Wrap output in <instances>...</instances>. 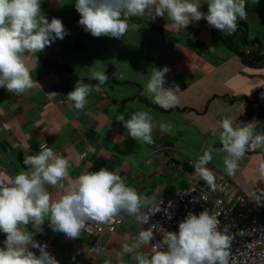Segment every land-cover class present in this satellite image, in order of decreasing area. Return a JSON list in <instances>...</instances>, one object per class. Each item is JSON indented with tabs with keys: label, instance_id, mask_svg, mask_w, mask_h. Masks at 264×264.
I'll return each mask as SVG.
<instances>
[{
	"label": "crops",
	"instance_id": "obj_1",
	"mask_svg": "<svg viewBox=\"0 0 264 264\" xmlns=\"http://www.w3.org/2000/svg\"><path fill=\"white\" fill-rule=\"evenodd\" d=\"M74 2L41 3L49 21L59 18L68 34L38 53L37 65L26 60L40 88L19 96L0 88V182L26 171L25 153H38L39 144L45 142L70 162L63 180L64 192L92 161L88 171H114L125 177L138 194L156 203L164 194H175L186 186L188 177L195 173L194 161L204 150L210 145L221 148L212 129L223 118H230L234 126L256 123L257 132H264V65L246 66L235 52L214 40L215 29L207 23L175 28L166 16L154 21L147 16L132 17L122 39L93 37L78 25ZM201 10L206 11V5ZM245 11L246 20H238L237 24H245L246 38L255 42L253 47L257 43L263 54L264 0H247ZM250 49L239 47L241 52ZM90 66L105 70L109 79L99 91L92 88L85 109L78 111L66 95L77 80L96 84L87 78ZM164 66L170 69L164 86L175 84L181 91L176 107L168 110L142 95L152 68ZM140 109L153 117L152 144L137 143L128 137L122 122L116 119L121 114L127 119ZM161 123L171 124L172 131L162 133ZM84 153L87 156L81 161ZM224 155L214 151L208 169L230 181L264 217V176L258 173L264 153H246L234 176L224 170ZM46 187L53 201L63 194L53 186ZM116 220L119 222L112 233L106 227L98 234L82 231L78 239L53 232L47 221L43 234H33L39 243L47 245L46 251L58 264H136L133 253L122 252V245L134 243L139 232L147 229L123 212ZM28 227L32 231L31 225ZM4 239L0 233V246ZM161 242L163 239L153 234L141 251L150 256L151 246ZM31 250L39 255L38 249Z\"/></svg>",
	"mask_w": 264,
	"mask_h": 264
},
{
	"label": "clouds",
	"instance_id": "obj_2",
	"mask_svg": "<svg viewBox=\"0 0 264 264\" xmlns=\"http://www.w3.org/2000/svg\"><path fill=\"white\" fill-rule=\"evenodd\" d=\"M42 2L0 0V88L10 94L19 96L40 88L26 60L31 59L37 65V54L68 34L59 18L49 21L43 14ZM246 3L247 0H75L73 6L79 14L77 23L85 32L93 37L122 39L128 31L129 19L144 16L153 21L166 16L175 28H186L203 19L209 27L231 35L237 29V21L247 18ZM203 5L207 11L201 10ZM169 71L167 66L152 68L142 92L164 110L176 107L177 93L181 92L175 84L164 86ZM87 78L97 83L90 85L77 80L66 95L68 103L78 111L85 109L92 88L99 91L109 76L105 70L90 66ZM116 119L122 122L127 136L137 143H153L154 125L149 111L140 109L127 119L122 114ZM159 130L169 133L172 125L161 123ZM212 136L218 138L221 148L210 145L195 159L194 170L213 190L220 187L207 167L214 151L225 153L223 165L228 176L236 174L246 153L257 150L264 153V132H257V124L253 122L234 126L233 121L225 117L212 129ZM86 156L87 153L82 154L80 160H85ZM23 164L28 166L26 171H21L8 183L0 182V233L5 235L0 246V264H58L46 251L47 245L34 238L33 232L44 233L45 221L53 232L78 239L89 222L111 223L123 212L144 225L152 214L161 212V201L156 204L138 194L125 177L106 168L88 171L92 161L73 181L71 189L64 192L63 180L68 176L70 162L45 142L39 144L38 153H25ZM258 173L264 176V162L259 165ZM46 186H53L63 194L53 201ZM172 207L169 202L168 208ZM143 208H148L149 214L143 213ZM165 214L170 218L167 209ZM219 214L207 210L198 215L188 212L176 232L161 228L163 242L151 246L150 256L141 248L153 239L155 225L141 230L134 243L125 242L122 252L133 253L136 264H229L232 236L227 228L219 229ZM162 245L166 250H158ZM31 249H38L39 255Z\"/></svg>",
	"mask_w": 264,
	"mask_h": 264
},
{
	"label": "built area",
	"instance_id": "obj_3",
	"mask_svg": "<svg viewBox=\"0 0 264 264\" xmlns=\"http://www.w3.org/2000/svg\"><path fill=\"white\" fill-rule=\"evenodd\" d=\"M214 174L215 183L220 187L213 190L196 173L188 177L186 186L180 188L177 193L164 194L156 204L161 201V212L154 213L149 217L147 224L142 225L146 229H153V234L163 239V230L176 232L178 224L188 212L199 214L207 210L212 214H219V229H228L232 236L229 264H264V217L259 215L246 196L235 188L230 181L219 172L210 170ZM12 178L2 181L10 182ZM171 202L172 208H168ZM165 209L171 216L165 214ZM145 214H149L146 208ZM118 220L111 223L101 224L89 222L83 231L86 235L100 233L106 227L109 232L116 229ZM162 228V229H161ZM164 247L161 246L160 250Z\"/></svg>",
	"mask_w": 264,
	"mask_h": 264
},
{
	"label": "trees",
	"instance_id": "obj_4",
	"mask_svg": "<svg viewBox=\"0 0 264 264\" xmlns=\"http://www.w3.org/2000/svg\"><path fill=\"white\" fill-rule=\"evenodd\" d=\"M207 11V7H206ZM198 22L207 23L205 20L201 19ZM196 23V22H193ZM192 23V24H193ZM190 24V26L192 25ZM237 29L234 33L231 35H224L218 30L213 31V38L214 40L225 46L230 51L235 52L238 57H240L241 61L246 65L250 67H258L264 65V53L262 54L260 52L259 45L256 43L257 46L253 47L255 42H251L246 38V35L244 33L243 27L245 26L244 23H238ZM241 37V41H237V38ZM250 47L253 49L248 50L247 52H241L239 51V47ZM46 60H49L46 58ZM49 62V61H45ZM86 83V81H84ZM90 83H97V81H91ZM6 180V179H4ZM3 180V181H4Z\"/></svg>",
	"mask_w": 264,
	"mask_h": 264
}]
</instances>
